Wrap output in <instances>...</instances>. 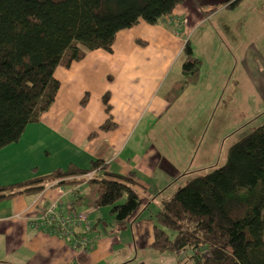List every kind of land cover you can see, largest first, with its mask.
<instances>
[{"label": "trees", "instance_id": "16d2710c", "mask_svg": "<svg viewBox=\"0 0 264 264\" xmlns=\"http://www.w3.org/2000/svg\"><path fill=\"white\" fill-rule=\"evenodd\" d=\"M188 1L0 0V151L18 143L27 126L51 108L60 88L59 66L70 67L95 50L112 53L119 32L142 21L167 25ZM183 55L181 78L165 95L169 104L199 81L203 61L190 39ZM114 126L109 120L104 127ZM135 183L133 175L110 172L98 160L90 169L70 165L0 186V202L40 194L51 184H88L76 205L111 207L120 228L141 206ZM161 205L153 214L157 252H174L182 263L264 264V123L232 146L226 165L196 175Z\"/></svg>", "mask_w": 264, "mask_h": 264}, {"label": "crops", "instance_id": "0c3cea01", "mask_svg": "<svg viewBox=\"0 0 264 264\" xmlns=\"http://www.w3.org/2000/svg\"><path fill=\"white\" fill-rule=\"evenodd\" d=\"M206 1L189 0L177 7L166 27L154 26L152 51L145 49L152 43L149 37V41L141 46L133 42L134 49H128L125 56L117 58L118 61L116 50L109 53L100 49L73 62L70 67L59 66L55 76L60 88L51 108L38 123L27 126L18 143L0 151V186L21 183L70 165L90 169L98 160H103L110 172L134 176L137 184L133 189L141 206L128 224L132 241L121 242L115 235L107 234L101 208L102 221L96 231L99 238L94 250L82 258L83 264H101L112 258L115 260H107L106 264H183L178 254L159 253L153 249L157 225L153 214L176 191L175 188L167 197L161 195L168 187L164 190L159 187L160 194L155 182L161 172L170 175L171 170L162 164L174 157L168 156L163 146L148 145L142 150L140 146L130 144L138 129L146 127L147 119L152 122L164 114L165 95L181 78L173 71L189 40L187 31L203 30L202 38L196 42L210 43L214 32L205 22L209 6ZM189 10L195 17L182 20L180 15ZM169 52L172 58L167 62ZM109 72L108 82H105ZM91 82L96 90L94 86L90 87ZM106 94L108 102L105 101ZM109 120L115 125L111 129L104 127ZM191 156H184V164ZM65 187L51 184L40 194H21L0 202V264H76V252L68 243L30 226L31 220L40 215L41 208L58 199L65 201L68 194ZM55 188L58 189L53 190ZM74 188L72 197L66 202H73L75 208L82 206L84 209H77L84 212L97 208L83 202L75 203L88 194V184Z\"/></svg>", "mask_w": 264, "mask_h": 264}, {"label": "rangeland", "instance_id": "374dc122", "mask_svg": "<svg viewBox=\"0 0 264 264\" xmlns=\"http://www.w3.org/2000/svg\"><path fill=\"white\" fill-rule=\"evenodd\" d=\"M210 1H206L209 6L205 20L208 28L214 32L210 43L196 42L202 38L203 30L195 33V28H192L186 33L192 41L195 55L203 57H200L203 60L200 83L188 87L186 93L173 104L166 100L164 114L152 122L147 119L146 127L138 129L131 139L130 146H140L142 150L148 145L163 146L165 153L174 157L162 164L168 171L171 170L170 175L161 172L155 182L159 193L160 188L164 190L168 187L167 191L160 193L166 197L196 175L226 165L232 146L264 123V0ZM232 3H236L234 7H230ZM180 17L183 20L195 17V14L189 10ZM160 25L165 26V23ZM154 33V26L144 21L119 32L113 44L116 60L125 56L128 49H134L133 42L141 46L149 41V37L152 43L145 49L152 51L155 46ZM171 54L169 52L167 62L171 61ZM183 61L184 55L176 64L174 74L181 76ZM109 75L110 72L105 75V82H108ZM93 86L91 82L90 87ZM187 154L192 156L184 164L183 158ZM72 189H75L74 186L65 187L68 193L63 200L65 205L67 199L72 197ZM76 208L84 209L82 206ZM111 209L102 208L107 234L115 235L121 242H131L132 232L128 224L140 209L120 228L110 213ZM127 252L130 250L127 249ZM129 254L135 256V253ZM169 254L175 255L174 252ZM107 260L113 262L115 258ZM107 260L101 264H106Z\"/></svg>", "mask_w": 264, "mask_h": 264}, {"label": "built area", "instance_id": "2783aa9c", "mask_svg": "<svg viewBox=\"0 0 264 264\" xmlns=\"http://www.w3.org/2000/svg\"><path fill=\"white\" fill-rule=\"evenodd\" d=\"M100 209L79 211L73 202L65 205L63 199H58L41 208L40 215L31 220L30 226L68 243L76 252L75 263L83 264L82 258L94 250L99 238L96 231L102 221Z\"/></svg>", "mask_w": 264, "mask_h": 264}]
</instances>
